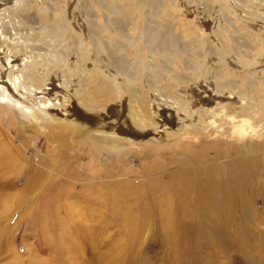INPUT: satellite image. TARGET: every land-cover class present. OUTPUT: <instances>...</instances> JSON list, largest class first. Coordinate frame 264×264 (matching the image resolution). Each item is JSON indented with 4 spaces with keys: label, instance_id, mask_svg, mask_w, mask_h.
I'll use <instances>...</instances> for the list:
<instances>
[{
    "label": "rangeland",
    "instance_id": "374dc122",
    "mask_svg": "<svg viewBox=\"0 0 264 264\" xmlns=\"http://www.w3.org/2000/svg\"><path fill=\"white\" fill-rule=\"evenodd\" d=\"M6 1L11 2L5 3L4 0H0V8L6 9L0 11V35L10 37L14 42L8 41L10 43L3 46L10 45L11 48L17 46L15 48L27 56H36L40 53L51 58L56 53L62 56L69 54L74 60L78 58L79 53L77 51L74 53L75 50L67 51V46L73 41L72 33L86 34L87 30L82 24L87 18L95 20L106 15L102 8L95 5V1L112 4V0ZM84 2L89 7V12L82 9ZM229 2L232 4L231 6L228 4L230 11L227 12L222 11L220 6L211 0L189 2L181 0L176 13L182 17L181 24L185 35H188V32L191 34V37L185 38L189 43L192 42L191 53L188 56L190 61L188 76L191 78L195 76L193 79H196V83L204 86L206 82L204 87L208 86L211 90L212 86L216 88L218 82L230 80L238 90H243L245 74L250 70L255 72L253 81L255 87L252 91L251 89L247 91L254 97L253 103L257 105L254 114L250 115L252 128L248 129L249 134L242 132L231 120L226 122L218 118L213 124L206 122L199 125L196 123V117H190L188 124L192 127L197 126V131L191 129L189 134L187 132L182 139L175 142L162 140L158 144H153L148 142L152 134L146 128L145 130L135 128L134 124L132 126L135 130H131L132 120L128 118V111H120L118 116L123 114L121 120L126 119L129 123L117 126V132L125 137L132 135L134 142H130L133 144L126 139L128 144L123 147L116 148L110 145L108 150L102 149L104 151L102 152L101 149H96L94 153L89 146L78 143L77 136L80 135L74 127L70 131H65L62 124L43 120V123L37 125L38 131H35L31 124L20 122L21 119L27 120L25 116L19 112L21 119L16 117L13 115L17 112L16 109L0 101V264H195L194 256L191 254H186L183 262L180 260V255L170 245L169 239L172 238L178 239L177 243L179 242L183 248L186 247L188 251L192 248L200 250L199 253L201 252V256L207 259L205 260L207 264H264V190L263 193L253 191L246 197L248 201L255 203L253 209L228 216L236 217L238 227H226L224 224L225 229L217 233L214 231L216 216L204 214L195 207L204 201L196 202L203 198L209 187L206 179L210 170L215 180H222L225 174L222 166L226 170L227 164L237 155L259 156L256 160L260 171L257 180L262 183L264 189V89L259 85L260 79H264V0ZM13 4L17 9L29 5L31 10L26 12L25 16L20 10L10 7ZM40 5L45 8L48 6L47 9L65 15L71 26L70 32L65 36L66 39L43 34L46 23L36 11ZM53 11L49 12L51 19L56 14L53 15ZM1 30L7 32L3 33ZM100 36L107 39L105 34ZM200 44H203V47L199 52L204 57H210L211 66L216 70L214 74L205 73L203 66L199 65L202 58L200 59L195 51ZM221 45L233 49L238 54H231L227 61L220 62L219 57L215 56V49L222 47ZM129 56L134 59L135 54ZM243 60L252 64L249 70L240 66ZM92 63L89 60L83 62L87 64L86 67L89 65V68ZM46 65L49 78L47 82L51 80L53 85L60 87L61 83L58 76L55 78L56 75L71 79L72 74L62 66H57L51 61ZM176 65L180 69L183 67L180 64ZM183 69L185 68L181 70ZM216 73L219 77L215 75ZM73 77L75 79L77 77L72 76L71 79L77 83L79 78L75 80ZM162 81L161 88L167 90L173 97L172 88ZM52 84L46 88H52ZM137 84V98L125 94L128 97H125L128 105H134L133 110H139L140 106L144 107L141 97L148 99L146 101L150 107L148 115L161 123L168 120L170 123L173 117L171 114L174 112L172 107L166 104H163L166 108L161 105L155 106L157 104H153L147 94V86L145 85L146 88L143 86L147 83L139 78ZM130 97L131 101L138 100L130 102ZM226 106L233 112L234 107L230 104ZM70 107V115L86 120L91 125L98 123V120L90 122V119L82 116L79 110ZM170 107L171 109L167 110ZM106 110L102 113L104 112L106 116L108 124L106 129H109L114 116L110 108V111ZM238 115L239 121L243 119V114ZM170 125L178 128L176 122ZM123 126L129 131L124 133L120 131ZM136 133H140V136ZM192 137L194 139H191ZM189 140L192 142L194 140L196 145H190ZM248 144L263 145V149L249 150ZM222 150L224 151L222 153L227 154L223 158V163L217 159ZM195 152H201V157L196 156ZM40 163L44 164L43 173L36 175L35 167ZM172 173L175 175L174 179L171 178ZM33 177L35 179H32ZM181 182V185L178 184ZM156 183L171 184L172 188H178L183 192L180 185L185 192L190 191L183 196L186 197L185 205H181L180 197H174V194L170 196L161 194L159 187L155 186ZM104 187L110 189L107 190L110 195L108 199ZM220 217V221L228 220L225 215ZM214 233L216 235L222 233L223 239L232 241L231 245L226 247L205 245L203 239L213 236ZM255 244V247L259 248L258 251L249 252L236 247L237 245L253 247ZM206 247L208 249H205Z\"/></svg>",
    "mask_w": 264,
    "mask_h": 264
},
{
    "label": "bare ground",
    "instance_id": "6f19581e",
    "mask_svg": "<svg viewBox=\"0 0 264 264\" xmlns=\"http://www.w3.org/2000/svg\"><path fill=\"white\" fill-rule=\"evenodd\" d=\"M186 1L189 2L190 0ZM211 1L218 4L222 11H230L228 4L231 6L232 3H230L229 0ZM4 2L9 3L11 1L7 2L4 0ZM92 3H94V1ZM95 3V5H98L100 8H102L103 13L106 15L104 17L102 16L101 19L95 20L85 18L86 20L82 26H85L83 27L87 30L86 34H81L79 32L80 35H76L75 32L72 33L73 41L67 46V51L72 52L75 50L74 53L77 51L79 56L76 58V60L71 59L69 54L62 56L56 53L51 58L45 57L40 53H37L36 56H27L26 54L22 55L21 51L15 48L17 47L14 46L15 43L12 44L14 46L13 48H11L10 45L3 46L4 44H9L10 42L8 41H12V39L10 37H1L2 35H0V101L6 102L9 104L8 106H13V108H15L17 111L15 114H13L16 117L20 118L19 112L23 117H26L27 120L20 118L21 123L31 124V127H33L35 131H38L37 125L39 123H43V120H46L50 123H60L64 126L63 129L65 131H70V129L74 127V129H76L77 133L80 135L77 136L78 143L89 146L93 152L96 151V149H101V151L102 149L104 151L108 150L110 145L118 148L125 146L127 141L134 142L132 135L131 137H125L117 132V126L122 124L128 125L129 123L126 122V119L121 120V116L123 114L118 116L120 111H128V118L132 120L130 123L131 130H135V128L139 130H145L146 128L152 134L150 135L151 137L148 139V142L153 144H158L162 140L165 142L169 140L175 142L179 139H182L187 132L189 134L191 129L197 131V126L192 127L190 124H188V119L190 117H196V123L199 125H202L206 122L207 124H213L218 118L223 119L226 122L227 120H231L237 124L242 132L248 134L250 133L248 131V129L252 128V118H250V115L254 114L257 105L253 103L254 97L248 94L247 91H250V89L252 91L253 87H255L253 82L255 79V72L251 70L247 71L242 82L245 85L243 90H238V88L235 87L234 83L230 80L228 82L220 83L218 81L221 80H218L216 81V83L218 82L216 88L211 85L212 87L210 90L208 86L206 88L204 87L206 86V82L204 86H202L203 84L200 85L195 82L196 79H193L195 76L193 78L189 77L188 69L190 68V61H188V56L191 53L190 43L192 42L189 43L185 39L186 36L191 37V34L188 32V35H185V30L181 24L182 17L180 14L176 13L177 7L181 3V0H112V4H106L104 1H95ZM42 4L44 5L43 2ZM43 5L37 6L36 10L46 23L44 24L43 34L56 38H64L66 34L70 32L71 26H69V21L66 19L65 15L59 14L58 12L56 13V10H49L47 9L48 6L45 5L47 7L45 8ZM10 7H14V4ZM1 8L0 11L6 10L5 8ZM13 9H17V7H14ZM82 9L85 12H89V7L87 6L86 2L83 3ZM18 10H20L21 13H24L25 15V13L29 12L31 9L29 5H26L21 9L18 8L17 11ZM48 10L49 12L53 11V15L56 13L54 16L52 15L54 17L53 19L49 18L51 15L49 16ZM137 12L140 14L138 13V15H136ZM1 31H3V33L7 32L4 30ZM102 34H105V36L107 35V39L105 37H101L100 35ZM9 38L11 40H9ZM197 46L199 48H196L195 53L199 55L200 59L202 58L199 65L203 66L202 68L205 73H209V75L212 73L214 74L216 70L213 68V66H211L212 61L210 57H204L199 52V50L202 49L203 44ZM28 47L30 46L28 45ZM132 53L135 54V57H133L134 59H131L130 57L132 56H129V54ZM231 54L237 55L238 52H234L233 49H227L224 45L215 49V56L219 57L218 59L220 62L228 59ZM238 57H240V55H238ZM88 60L93 62L90 68L88 67L89 65L87 67L85 66L89 62L87 64H83V62ZM50 61L57 66L59 65L62 66V68H65L68 73H71L72 76L77 77L76 79L73 77V79L77 80L79 78V81L74 83V81L71 80L72 76L71 79L68 80L67 77L56 75L55 78H57V76L59 77L58 80L61 83L60 87L53 85L51 80L47 82L49 78L47 77L48 74L46 63L49 64ZM173 63L174 65H172ZM176 64H180L185 69L181 70L183 67L180 69ZM240 64L243 69L245 68L249 70L252 67V64L246 60L241 61ZM71 74H69V76ZM215 75L219 77L218 73ZM139 78L143 79L144 82L147 83L143 84V86H147V94L149 97H151L153 104H157L155 106L159 107V105H161V107H163V104H166L167 106L172 107L174 112L171 114L173 117L171 118L172 121H170V123L169 120L165 121V123H161V121L148 115V108H150L146 102L148 99H142L141 97V103L144 105V107L140 106L139 109V104L138 106L136 105L139 110H133L132 108L134 103H132L133 106H129L126 102L128 100L125 101V97L127 96H136V93L138 95L136 84ZM161 81L172 88L174 98L168 94L169 92H167V90L161 88ZM50 84H52L53 87L47 89L46 87L50 86ZM235 84H237L236 81ZM259 85L261 89H264V79H260ZM58 88H61L62 90L60 89V91ZM139 91L141 92V90ZM125 94H127V96ZM131 97L129 98V101L134 102L136 99L131 101ZM137 97L138 96L135 98ZM73 99L76 101L74 102ZM171 99L173 101H171ZM135 104H137V102ZM226 104H230L231 107H234L233 112L229 110ZM109 105L110 107H108ZM70 106L75 107L76 110H79L82 113V116L90 119V122L92 120H98V123L91 125L86 120L83 121L80 120L81 118L79 119V117L77 118L70 115ZM136 106L135 108H137ZM171 107L167 110L171 109ZM208 107H211V109H208ZM164 108H166V106H164ZM83 109L86 111H83ZM106 109L112 113V116H114V120H112V125L109 127V129H106L108 124H106L107 122L106 116L103 114L104 112L102 113V111H105ZM161 109L163 108H160V110ZM239 113L243 114V119L240 121L238 115ZM175 122L178 125L177 129L170 125ZM133 124L135 128L132 126ZM120 131L124 133L128 132L129 130L125 129L123 126ZM134 132L135 131H133V133ZM138 134L140 136V133ZM191 139L194 138L192 137ZM197 142L200 143V140ZM188 143L190 145H196L194 144V140L193 142L192 140H189ZM256 145L257 144H248L249 150L263 149V145ZM222 152L224 151H220V155L217 157V159L221 160V163L224 162L223 158L227 155ZM9 153L11 155V152ZM200 154L202 153L195 152L196 156H200ZM258 157L259 156L255 155H237L231 163L227 164L226 170L222 166L225 174L223 179L220 181L214 179V175H212L211 170L210 173L208 172L209 176H207L206 182L209 184V187L203 194L204 199H198L196 202H199L200 200L204 201L195 207L199 210H202V213L204 214H214L216 216V219H214L216 222V224L214 223L216 225L214 231L216 233L217 231L220 232L221 230L225 229L224 224L226 227H238L236 217L228 218V216H233V214L247 212L248 210L253 209L255 203L248 201L246 197H249L250 193L253 191L263 193L262 191L264 189L262 187V183L257 180V174H260L258 166L256 165V160H258ZM43 166L44 164L40 163V165L35 167L36 175H42ZM182 173H184L183 170ZM35 174L33 176L36 178L37 176H35ZM34 177L32 179H35ZM174 177L175 175L173 174L171 178L174 179ZM182 182L178 184L181 185ZM180 185V190L183 189V192L178 190V185L176 186L177 189H174L172 188L171 184H155V186H158L161 190V194H164V196H170V194H174V197H180L182 202L181 203L179 200L180 204L185 205L186 197L184 198L183 196L186 192L190 191L185 192L184 188H182ZM104 189L107 192L106 199H108V196H110L109 192L107 191L109 187H104ZM104 196H106V194H104ZM156 204L158 205V202ZM176 204L178 203H175V205ZM164 212L165 211H163V213ZM160 214L162 215V213ZM223 215H225L228 220L222 219L220 221V216ZM181 221L183 224L184 219ZM181 227H183V225ZM176 240L172 238L169 239V242L171 247L180 255V260L184 259L187 256L186 254H191L194 256V262L198 264H207V261H205L207 259L201 256V252L199 253L200 250L197 251L196 248H192L191 251H188L185 249L186 247H181L180 243H177ZM203 240L205 241V245L215 244L216 247L223 245L225 247L230 246L232 242H230L228 239H223L222 233L217 235L214 233L213 236H207ZM232 245L234 246V244ZM250 246L237 245L236 247L240 249L244 248L243 250L249 252H253V250H259V248L255 247L256 244L253 245V247ZM205 249L208 248L206 247ZM219 250L221 249L219 248Z\"/></svg>",
    "mask_w": 264,
    "mask_h": 264
}]
</instances>
